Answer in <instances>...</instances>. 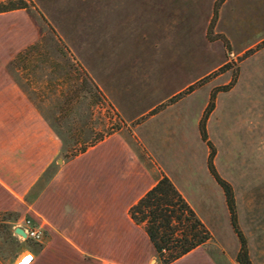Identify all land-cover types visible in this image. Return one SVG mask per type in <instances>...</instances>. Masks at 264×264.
Returning <instances> with one entry per match:
<instances>
[{"label":"rangeland","instance_id":"obj_1","mask_svg":"<svg viewBox=\"0 0 264 264\" xmlns=\"http://www.w3.org/2000/svg\"><path fill=\"white\" fill-rule=\"evenodd\" d=\"M24 1L40 35L31 45L44 40L28 72L10 74L34 82L31 96L67 141L64 158L120 132L147 162L138 136L154 130L158 158L169 149L176 163L187 152L191 181L183 191L175 186L212 234L174 264H238L241 243L199 129L213 98L206 121L213 163L233 189L251 263L264 264V0ZM86 76L99 99L80 91ZM55 79L63 87L56 94L47 85ZM1 213L0 264H16L43 239L15 235L27 215Z\"/></svg>","mask_w":264,"mask_h":264},{"label":"crops","instance_id":"obj_2","mask_svg":"<svg viewBox=\"0 0 264 264\" xmlns=\"http://www.w3.org/2000/svg\"><path fill=\"white\" fill-rule=\"evenodd\" d=\"M39 37L25 10L0 14V212H22L44 230L16 264L27 255L29 264H152L150 240L129 211L163 173L183 191L192 177L187 152L173 163L161 150V162L146 128L138 141L147 162L120 132L64 158L62 140L8 70Z\"/></svg>","mask_w":264,"mask_h":264},{"label":"trees","instance_id":"obj_3","mask_svg":"<svg viewBox=\"0 0 264 264\" xmlns=\"http://www.w3.org/2000/svg\"><path fill=\"white\" fill-rule=\"evenodd\" d=\"M27 7L28 5L24 0H10L0 3V14L15 10L27 9ZM43 40L44 39L42 37L38 43L31 45L25 50L21 51L10 62L8 66L9 72L13 69H16L19 72L21 69L24 73L25 71L28 72L30 68L25 63L32 58L34 52L39 51V49L42 47ZM67 65L70 70H75L74 72L78 73L73 65L68 62ZM50 80L47 81V85H50L48 88L51 89V92L54 94L58 93V91L60 92L61 88L63 87L59 80ZM16 81L32 100L36 108L42 112L62 142H64V144L67 143L63 134L54 127L50 119L45 115V113H43L42 106L38 104L31 96L32 93L36 92L33 91L32 87L34 82L32 83V80L28 77L26 78L25 83H23L21 79H16ZM81 82V92H87L93 98H100L98 89L87 76L83 79L81 78ZM62 95H65V91L62 92ZM212 107L213 98L209 109L206 111L199 125L201 137L204 142H207L211 149V153L209 155V170L216 182L224 190L227 205L231 214L232 227L241 243V248L237 255V262L238 264H252L249 257L247 240L240 230L238 224L237 207L233 189L229 183L220 177L213 163L215 148L209 141L206 130L207 117ZM71 132L72 130L69 131V135ZM70 136V138L74 140L75 143H78L76 135L71 134ZM103 139V137H100L99 139L93 141L91 140L83 142L81 148L76 150L72 156L84 153L89 147L94 146ZM69 142L70 141H68V143ZM6 213L7 212H3L1 214ZM129 214L132 220L137 225L142 226L145 230L152 245L154 256L157 257L159 264H173L195 249L204 246L210 240H212V234L210 230L198 217L195 210L179 192L172 180L166 175H163L156 185L130 208Z\"/></svg>","mask_w":264,"mask_h":264},{"label":"built area","instance_id":"obj_4","mask_svg":"<svg viewBox=\"0 0 264 264\" xmlns=\"http://www.w3.org/2000/svg\"><path fill=\"white\" fill-rule=\"evenodd\" d=\"M21 227L24 229L27 239L29 240L40 242L44 237V230L42 229V227H40L36 222H34L30 218L26 219ZM31 260H32V256L27 255L18 264H29ZM108 264H118V263L112 262Z\"/></svg>","mask_w":264,"mask_h":264},{"label":"water","instance_id":"obj_5","mask_svg":"<svg viewBox=\"0 0 264 264\" xmlns=\"http://www.w3.org/2000/svg\"><path fill=\"white\" fill-rule=\"evenodd\" d=\"M15 235L23 237L25 240L27 239L26 233L22 227H17L14 229Z\"/></svg>","mask_w":264,"mask_h":264}]
</instances>
